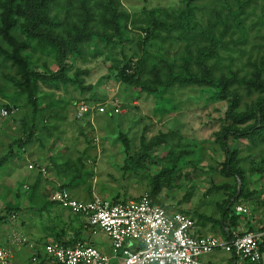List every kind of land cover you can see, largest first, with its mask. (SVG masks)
<instances>
[{"label":"rangeland","instance_id":"1","mask_svg":"<svg viewBox=\"0 0 264 264\" xmlns=\"http://www.w3.org/2000/svg\"><path fill=\"white\" fill-rule=\"evenodd\" d=\"M56 1L51 15L57 21L66 22L68 15V22L85 32L113 36L116 28L120 36L83 41L64 77L55 80L58 54L41 51L24 35L26 3L0 0V249L11 264H54L42 256L39 244L54 238L72 241L77 232L84 244L92 239L107 247L103 235L94 236L81 219L52 203V192L61 187L78 199L113 203L150 194L171 209L217 225L227 208L241 206L243 221L248 217L252 225L249 231H264V113L259 112L264 103V0L194 2L195 21L204 31L211 29L221 45L203 68L192 64L189 70L199 78L208 69L212 79L174 85L161 95L154 85L152 90L137 88L122 77L153 81L148 74L156 65L162 79L171 67H180L187 51L195 56L201 45L151 25L153 17L169 23L164 12L183 11L185 0H117L118 11L127 15L126 21L116 20L118 25L106 21L108 13L99 9L105 0H89L90 12H79L73 0ZM11 23L16 25L9 31L15 46L6 39ZM57 33L66 36L62 29ZM140 57L145 68L134 70ZM27 76L33 79L30 88L35 87L36 113ZM81 101L93 111L76 119ZM261 115L258 126L255 119ZM255 126L249 134L229 137L233 156L225 169L223 130L240 134ZM241 225L235 231L247 232ZM216 256L217 261L212 256L202 261L228 264L223 260L227 253Z\"/></svg>","mask_w":264,"mask_h":264},{"label":"built area","instance_id":"2","mask_svg":"<svg viewBox=\"0 0 264 264\" xmlns=\"http://www.w3.org/2000/svg\"><path fill=\"white\" fill-rule=\"evenodd\" d=\"M76 109V119L93 111L83 101ZM97 111L101 114L103 108ZM51 201L78 216L88 229L103 234L110 247L106 254L90 244L65 247L53 240L39 244L42 256L55 264H204V256L219 250L236 262L259 264L261 260L264 231H232L224 240L199 236L194 234L195 220L191 215L153 204L147 194L113 203L98 197L82 200L69 190L57 189ZM234 213L246 216L241 206L234 208ZM10 259L0 249V264H11Z\"/></svg>","mask_w":264,"mask_h":264},{"label":"trees","instance_id":"3","mask_svg":"<svg viewBox=\"0 0 264 264\" xmlns=\"http://www.w3.org/2000/svg\"><path fill=\"white\" fill-rule=\"evenodd\" d=\"M24 1L26 4L24 13L27 17V25L24 27L26 31H24V35L28 37L32 41H36V46L41 51H51L54 55L58 54L59 58H57V63L59 66L58 71L54 75L51 76V78H54L55 80H58V77H64L65 73L64 71L70 67L72 64V58L74 57V53H80V49H78V46L85 40H90L91 37L96 36L97 38L102 39L103 37H107L109 40H113L114 37L120 36V32L118 29L113 28L114 35H106V33H99V32H85L84 30L74 26L72 23H69L70 20L68 15L66 17V22H60L57 21V15H51L53 5L57 3L56 0H20ZM76 1L78 4L77 10L79 12H90L88 4L89 0H73ZM197 0H185V8L183 11H179L177 14H168L167 12H164L166 14V17L169 20V23H166L165 21H161L159 19H156L153 17L151 20V25L153 28H159L166 32L167 35L171 37L172 34L176 33L178 34L179 38H187V41L189 42H196L198 45L196 49V54L194 57L191 56L190 51H187V57L182 61V64L180 67H171L166 73L162 79H160L158 73L159 69L158 66L154 65L151 69L150 73L148 74L149 77H153V81H140L138 79H134L132 76H123L122 79L125 83L128 85L140 88V87H150L148 90H152L153 88L151 85H154L156 87L155 91L159 92L158 94H164L166 93L172 86H185L190 84H198L200 81H202L204 78L211 80V74L208 69H205V71L202 73L201 77L197 78L194 73H192L189 69L191 68V65H196L199 68H203V63L210 58H213L216 56V50L221 45V39H217L212 32L211 29H207L204 31L198 23L195 21V5L194 2ZM117 0H105V4H101L99 6L100 10H105L108 13V16L110 19H106V21H110L111 23H114L115 25H118L119 23L116 22V20L126 21L127 15L122 12L118 11ZM241 10L243 7H239ZM68 13H74L73 11ZM152 14V13H151ZM8 12L5 15V22H8ZM83 19L85 22L89 20V17L85 14L83 16ZM68 22V23H67ZM117 23V24H116ZM13 25V23H11ZM11 24H8V29L5 32H8V36L6 37L7 43H9L11 46H15V41L11 39L9 36V31L13 30L15 28V24L11 26ZM71 25V27H70ZM70 27V29H69ZM59 29H62L63 32L66 34L65 37L61 36L57 31ZM75 32L76 34L72 35L71 33ZM119 32V34H118ZM7 33H3L4 38ZM146 38L148 37L147 32ZM177 36V37H178ZM61 48H65L63 52H60ZM18 51V48H14ZM71 49L72 51L70 52ZM193 58V59H192ZM161 59V58H160ZM161 61V60H160ZM134 70H140L142 71L145 68V59H138L135 61V63L132 64ZM131 66V65H130ZM178 70V71H177ZM32 77L35 79H40L41 75H36L35 73H31ZM31 80V81H30ZM33 79L31 77H26V88L28 93V99L29 103L31 104L33 108V112L36 113V101L35 98L32 95V91L35 87L30 88L28 85L30 82H32ZM34 84V83H33ZM259 112L263 114L264 113V103L259 106ZM256 124L259 126L263 122L262 115L260 117H257L255 119ZM261 128V126L259 127ZM254 129H256V126L250 131L243 132L238 134V132L232 128H227L223 130L222 133V140H221V146L223 148V151L226 155V161L223 164V167L227 169L229 167L230 159H232V153L229 151L228 148V139L229 137L241 135V134H249ZM31 137H28V139H31ZM37 184V183H36ZM63 189L69 190L66 187H61ZM71 192V191H70ZM149 199L153 204L156 205H162L158 201H156L152 195L147 194ZM53 203V202H52ZM56 205L58 208L59 206ZM232 205V204H231ZM61 209V208H60ZM63 210V209H61ZM67 212V211H66ZM72 218L80 219L76 215H72L69 213ZM240 216L235 215L234 208H227L224 211V214L221 217V222L224 228H227V235L230 236L231 232L234 231L235 226H237L238 219ZM1 219H3L1 217ZM5 220V219H4ZM3 220V221H4ZM89 227L84 224V229L87 230ZM55 242L60 243L67 246H73L74 244L81 243L82 242L81 236H79V232L76 233V237L70 241V240H63V239H56L54 238ZM263 245V244H262ZM260 247V254H261V260H262V253H263V247ZM47 259V258H46ZM50 261V259H48ZM261 260L259 264H261ZM55 264V263H54ZM232 264V263H231Z\"/></svg>","mask_w":264,"mask_h":264},{"label":"crops","instance_id":"4","mask_svg":"<svg viewBox=\"0 0 264 264\" xmlns=\"http://www.w3.org/2000/svg\"><path fill=\"white\" fill-rule=\"evenodd\" d=\"M57 190V189H56ZM56 190H54V191H56ZM54 191L52 192V194L54 193ZM51 194V195H52ZM55 204V203H54ZM186 214H188V215H191V214H189V213H186ZM192 217H193V219L195 220V229H194V234H196V235H199V236H212V237H217V238H219V239H221V240H224V239H226L227 237H228V235H227V228H224L223 227V225H222V222H221V224L220 225H217V224H213V223H211V222H207V221H204V222H202V221H198L193 215H191ZM238 216V215H237ZM243 217L242 216H240L239 217V220H238V223L237 224H242L241 226H242V230L244 229L245 231H249V228H251L252 227V225H247L248 224V217H244V218H246V221H243V220H245V219H242ZM234 229H237V226H235V228ZM89 231L92 233H94V236L95 235H97V234H100V235H103V234H101L100 232H96V231H92L91 229H89ZM235 231V230H234ZM92 233V234H93ZM104 236V235H103ZM105 237V236H104ZM93 238V237H92ZM105 239H106V237H105ZM106 241H107V247L106 248H104V247H102V246H99V245H96V244H94L93 243V241H92V239H91V242H90V245H92V246H95L96 248H98L101 252H103V253H106V254H109L110 253V247H109V243H108V240L106 239ZM264 244V243H263ZM263 252H264V250H263ZM222 253H224V252H222V251H215V252H213V253H211V254H209V255H207V256H204L203 258H205V257H209V256H212V258H213V260L214 261H217V254H222ZM220 262H221V260H222V258H221V256H220ZM228 260V264H248V263H244V262H240V261H235V259H233V257L231 256V255H228L227 254V257L225 258V257H223V260ZM218 263V262H217ZM206 264H215V263H212L211 261H207V263Z\"/></svg>","mask_w":264,"mask_h":264}]
</instances>
